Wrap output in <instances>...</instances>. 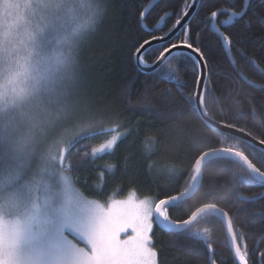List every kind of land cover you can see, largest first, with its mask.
Segmentation results:
<instances>
[{"label": "trees", "instance_id": "obj_1", "mask_svg": "<svg viewBox=\"0 0 264 264\" xmlns=\"http://www.w3.org/2000/svg\"><path fill=\"white\" fill-rule=\"evenodd\" d=\"M85 1L95 10V17L99 14V8H102L103 13L100 15L103 18L98 31L96 27L84 50L85 64L81 79L84 85L76 89L78 95L72 99L74 123L62 128L66 129L64 137L74 133L77 135L66 148L72 149L93 137L107 139L109 137L101 129L116 123L121 125L122 131L129 133L118 142L114 151L98 156L90 163V169L80 182L85 193L106 203L125 197L130 190H135L140 197L156 198L175 194L182 190L188 178L191 158L196 151L189 136L218 138L220 148L248 151L243 141L209 128L191 111L180 115L181 108L188 106L185 97L197 90L194 68H181L176 74L181 82L178 85L169 82L166 76L144 73L136 65L133 45L151 35L160 36L169 33L170 29L172 31L184 0H161L145 21L139 20V13L146 11L153 0H112L110 7L107 0ZM37 2L39 4L40 0H0V70L7 71L12 68V64L16 65L18 61L13 59V53L19 49L25 50V55L34 52L35 42L40 41L41 46L33 53V57H45L50 53L46 51L48 44L61 35L64 25L61 20L70 10L59 14L53 11L59 24L58 35L52 39V33H55L54 28H51L52 23L42 25L34 21V16L40 10L36 8ZM122 5H126V11L122 10ZM220 8L241 11L242 0H202L191 21V32L185 36L183 29L174 40L150 48L144 54L145 61L152 63L163 47L170 43L179 44L185 39L193 43L194 47H201L212 63L211 71L220 73L207 81L208 91L204 94L209 103L210 117L218 122L224 119L238 124L257 135L264 134L249 126L252 115L248 98L251 93L258 105L259 99L264 97V30L256 19L264 15V4L260 0H250L248 14L254 20L251 28L239 32L243 20L237 19L234 21L235 26L224 25L220 29L226 34L241 37L240 42L234 39L233 43L243 48L250 60L256 62L255 65L242 59L235 48L229 52L211 26L205 23L207 14ZM165 12L170 15L163 21L161 28L156 29ZM224 19H227L226 14L218 17L217 22L222 23ZM43 26L50 33L42 35L45 30ZM197 33L200 34L198 37ZM33 37H37L36 40ZM24 42L25 48H19ZM188 55L183 53V56ZM181 59L176 54L169 57L163 64L164 72L176 68ZM229 92L235 95L230 97ZM213 96L216 98L215 103ZM237 113L244 115L237 116ZM173 115L179 118L172 119ZM177 129L185 131L178 135ZM91 132L101 134L90 135ZM126 157L130 159L125 160ZM149 164L156 167L149 169ZM108 165L115 167L109 168ZM164 166L172 167L175 171L169 173L164 170ZM246 174L239 164L228 165L225 162L216 165L205 177V182H211L212 185L194 196L187 210L197 211L205 207L209 202L205 193L214 196L216 203L221 206L227 205L228 201H235L232 206L233 213L238 214L235 226L242 231L240 239L246 243L252 261H258L257 254L264 252V187L258 184L240 186L238 177ZM170 213L172 218H180L184 214V206L170 209ZM17 221L13 217L11 224L4 223L1 229L10 226L18 230ZM201 227L212 230L208 241L197 237H178L154 227L153 241L159 252V264H212L211 257L216 264H238L229 246L224 224H202ZM208 243L212 245L211 253L207 248Z\"/></svg>", "mask_w": 264, "mask_h": 264}, {"label": "rangeland", "instance_id": "obj_2", "mask_svg": "<svg viewBox=\"0 0 264 264\" xmlns=\"http://www.w3.org/2000/svg\"><path fill=\"white\" fill-rule=\"evenodd\" d=\"M37 6L34 21L51 22L52 39L59 24L54 13L70 11L61 20V35L45 48L50 53L33 57L41 46L35 42L34 52H12L18 62L0 70V264H75L78 246L86 247L74 230L79 196L111 204L88 195L80 184L90 163L109 153L92 154L106 139L93 137L67 149L77 134L64 137L62 130L74 123L72 99L83 84L84 50L103 12L99 8L95 17L85 0H40ZM42 28V35L50 33ZM19 48L24 49L25 42ZM130 195L137 202L145 198L130 190L117 200ZM13 217L20 220L19 229H1Z\"/></svg>", "mask_w": 264, "mask_h": 264}, {"label": "snow or ice", "instance_id": "obj_3", "mask_svg": "<svg viewBox=\"0 0 264 264\" xmlns=\"http://www.w3.org/2000/svg\"><path fill=\"white\" fill-rule=\"evenodd\" d=\"M108 6H111L112 0H107ZM264 4V0H260ZM198 0H184L183 6L179 12L178 18L175 20L173 28L179 26L184 29V34L187 36L191 32V20L189 10H194V5ZM249 0H242V10L235 11L231 9L220 8L212 10L207 14L205 23L210 25L215 31V34L222 40L223 45L230 52L233 48L244 60H248L252 64L255 61L250 60L246 51L243 48L237 47L233 43L234 39L240 42L239 35L226 34L220 29L224 25L235 26L234 21L237 19L243 20V26L239 28V32H243L245 28H251L254 22L253 17L249 16ZM122 10L126 11V5H122ZM227 15L222 23L217 22V18L222 15ZM145 11L139 13V20L145 18ZM170 15L168 12L163 14L164 18ZM187 18V19H185ZM259 20L262 30H264V15L256 17ZM183 21V23H182ZM171 32L164 35H151L137 41L133 45V55L136 56L138 66L152 71L155 75L167 77L169 82H174L178 85L181 82L176 78V74L181 68H194L195 83L198 91L189 94L185 97L187 107L181 108L180 115L191 111L198 119L209 121L210 126L218 128L221 132L227 131L233 135H237L246 145L248 151L242 152L237 149L220 148V140L199 136H189L195 144V154L191 158L190 171L187 173L182 190H178L175 194H165L160 197L151 198L145 197L137 202L134 195H130L125 200H112L110 206L100 203L97 200H85L79 196L77 212L79 221L74 225V230L77 236L84 242L86 247L77 248V259L75 264H159L157 251L153 241V228L158 227L161 230L174 233L176 236L197 237L201 240L208 241L212 235V230L201 227L205 225H215L222 222L226 225L227 233L231 237L232 248L234 249V258L238 264H264V252H259L258 261H252L247 245L241 241L240 236L242 231L235 226L238 220V214H234L232 206L235 201H228L227 205L221 206L216 203V199L210 193H205L208 198V203L204 206L209 208L208 214L197 212L196 210H187L192 198L201 194L206 186H211L212 183H206V174L218 164L227 163L228 165H241L246 175L238 177L239 185H259L264 187V134H255L248 132L245 128L238 124L230 123L227 120L221 119L219 123L212 120L209 115V103L205 100V93L208 91L207 81L211 80L213 73L212 63L205 55V51L199 46L193 45L187 39L179 44L170 43L159 50V55L152 63L145 61L144 54L148 48L153 45V42L164 43L165 37ZM197 37L200 35L196 34ZM264 46V41H262ZM185 51L189 52L188 56H183ZM182 57L181 63L176 68L164 72V62L173 55ZM183 94V93H182ZM235 95L229 92V96ZM250 102V112L252 115L251 127L257 128L261 133H264V97L259 99V103L255 102L256 98L248 94ZM213 103L216 98L213 96ZM259 108V111H258ZM220 111V109H217ZM237 116L244 115L237 113ZM172 119L179 117L173 115ZM177 134L183 133L184 129H177ZM101 132L109 138L104 140L99 147L92 149L94 156L106 152H112L118 142L129 133L121 130V125L116 123L110 127L101 129ZM101 133L91 132L90 135H99ZM130 159L126 157L125 160ZM109 168L115 167L108 165ZM149 169L156 167L154 164L147 165ZM164 170L173 173L174 168L164 166ZM184 206V214L180 218H172L170 209H178ZM193 229L195 231L193 232ZM125 238L121 239V234L129 233ZM209 251H212V245L207 244ZM213 264H216L213 261ZM223 264V262H222Z\"/></svg>", "mask_w": 264, "mask_h": 264}, {"label": "water", "instance_id": "obj_4", "mask_svg": "<svg viewBox=\"0 0 264 264\" xmlns=\"http://www.w3.org/2000/svg\"><path fill=\"white\" fill-rule=\"evenodd\" d=\"M160 1H161V0H153V1L149 4L148 8H147L146 11H145L146 15H145V18H144L143 21L146 20L147 15L151 12V10L153 9V7H154L158 2H160ZM201 1H202V0H198V3H196V4L194 5V10H189V16H190V17L194 18V16L196 15V13H197V11H198V9H199V7H200ZM249 2H250V0H249ZM167 17H168V16H167ZM167 17L162 18V20H161V21L159 22V24L156 26V29H160V28H161V24L163 23V21H164L165 19H167ZM185 19H187V18H185ZM191 21H192V20H191ZM182 23H183V21H182ZM144 27L146 28L145 24H144ZM146 29H147V28H146ZM147 30H148V29H147ZM182 30H183V28H180L179 26H177L176 28H174V29L170 32V34H169L168 36L165 37V41H164L163 44H166V43H168V42L174 40V39L176 38V36H177ZM159 44H161V43H159V42H153V45H152L150 48H152V47H154V46H156V45H159ZM150 48H148V50H149ZM184 53H188V54H189L188 51H185ZM174 54H175V52L173 53V55H174ZM135 59H136V58H135ZM165 62H166V61H165ZM165 62H164V63H165ZM136 65H137V67L139 68V70L142 71V72H144V73H153L152 71H150V70H148V69L140 68V67L138 66L137 59H136ZM196 91H198V87H197V90H196ZM210 118H211V117H210ZM211 119L214 120L213 118H211ZM202 121H203L204 124H205L206 126H208L209 128H211V129H213V130H216V131H218V132H221L218 128H215V127H213V126H210L209 121L204 120V119H202ZM216 122H217V124L219 123L218 121H216ZM222 133L227 134V135H229V136H232V137H234V138H237V139L241 140L237 135H233V134L230 133V132L224 131V132H222ZM241 141H242V140H241ZM263 195H264V194H263ZM209 211H210V209L207 208V207H202V208H200L199 210H197V212H201V213H203V214L209 213ZM224 226H225V229H226V225H225V224H224ZM226 233H227V230H226ZM200 240H201V239H200ZM227 240H228L229 246H230V248H231V251H232V253L234 254V249L232 248V244H231V237H230V235H229L228 233H227ZM202 241H204V240H202ZM211 252H212V251H210V253H211ZM210 260H211V263L213 264L212 257L210 258Z\"/></svg>", "mask_w": 264, "mask_h": 264}]
</instances>
